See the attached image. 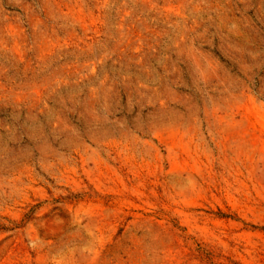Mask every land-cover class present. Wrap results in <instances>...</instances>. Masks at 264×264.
Returning <instances> with one entry per match:
<instances>
[{
	"label": "rangeland",
	"instance_id": "rangeland-1",
	"mask_svg": "<svg viewBox=\"0 0 264 264\" xmlns=\"http://www.w3.org/2000/svg\"><path fill=\"white\" fill-rule=\"evenodd\" d=\"M0 264H264V0H0Z\"/></svg>",
	"mask_w": 264,
	"mask_h": 264
}]
</instances>
